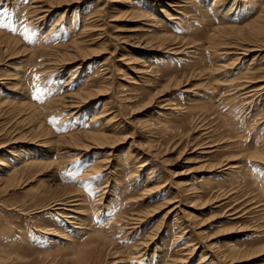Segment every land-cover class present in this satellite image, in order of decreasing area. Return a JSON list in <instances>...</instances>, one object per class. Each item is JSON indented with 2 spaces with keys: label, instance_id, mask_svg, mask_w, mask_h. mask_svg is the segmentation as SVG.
I'll return each instance as SVG.
<instances>
[{
  "label": "rangeland",
  "instance_id": "obj_1",
  "mask_svg": "<svg viewBox=\"0 0 264 264\" xmlns=\"http://www.w3.org/2000/svg\"><path fill=\"white\" fill-rule=\"evenodd\" d=\"M0 2V264H264V0Z\"/></svg>",
  "mask_w": 264,
  "mask_h": 264
},
{
  "label": "bare ground",
  "instance_id": "obj_2",
  "mask_svg": "<svg viewBox=\"0 0 264 264\" xmlns=\"http://www.w3.org/2000/svg\"><path fill=\"white\" fill-rule=\"evenodd\" d=\"M50 4H58V5H61V4H66V3H71L72 2V0H47ZM119 1V0H118ZM214 1H215V3L217 4L218 2H217V0H212V2L214 3ZM116 2V1H115ZM121 2V1H120ZM219 3H220V1H219ZM159 4V3H158ZM163 5V4H162ZM164 5L165 6H168L170 9H172V6H175V5H177V2H175V0H168V2H165L164 3ZM220 5V4H219ZM251 5V4H250ZM54 6V5H53ZM160 6V5H159ZM163 9V8H162ZM161 10V9H160ZM263 11H264V9H263ZM122 14V13H121ZM120 14V15H121ZM116 18V17H115ZM264 18V13L263 14H261V15H259V17H257L256 19H255V21H252V23H251V25L252 24H256V26H254V27H251L252 29H253V32L255 33H259V32H264V24L263 25H260V24H258V22H260L259 21V19H263ZM113 19V18H112ZM118 19V18H117ZM248 25V24H247ZM218 30V29H217ZM237 30H239L238 28H237ZM234 33V32H233ZM249 37H250V34H249ZM256 37V36H255ZM258 37V36H257ZM253 39V38H252ZM7 40V41H6ZM5 41H1L0 40V48H1V46L3 45V47H5V51L6 50H11V49H13V48H11L10 47V45H12V44H10L11 43V41H9L8 39H6ZM14 41V40H13ZM257 42V41H256ZM77 43V42H76ZM257 43H259V42H257ZM256 43V44H257ZM261 44V43H260ZM260 44H258V45H260ZM75 46V45H74ZM73 47V46H72ZM77 47V46H76ZM75 47V48H76ZM74 49V48H73ZM76 49H78L79 51H81L82 49L78 46V48H76ZM84 49V48H83ZM75 51V50H74ZM8 52V51H7ZM11 52V51H10ZM12 52H14V51H12ZM11 52V53H12ZM83 52V51H82ZM13 54V53H12ZM72 54V53H71ZM84 55L86 56V53H85V51H84ZM77 56V55H76ZM10 57H11V54H10ZM82 58H83V54H82ZM84 59V58H83ZM19 65H17V67H18ZM14 67V66H13ZM135 67V66H134ZM15 68V67H14ZM20 68V67H19ZM140 69V68H139ZM14 70V69H13ZM17 70V69H16ZM16 73V72H15ZM12 74V73H11ZM18 74V73H17ZM15 75V74H14ZM13 75V76H14ZM19 75V74H18ZM17 75V76H18ZM10 76V75H9ZM13 76H11V77H13ZM16 76V75H15ZM19 77V76H18ZM6 78V77H5ZM4 78V79H5ZM10 78V77H9ZM11 79H14V78H11ZM16 79V78H15ZM19 81V79H16V81ZM6 81V80H5ZM100 90V89H99ZM84 102V101H83ZM94 134V133H93ZM92 135V134H91ZM97 137V136H96ZM96 140V139H95ZM43 141V140H42ZM33 142V141H32ZM47 143V142H46ZM40 145V144H39ZM45 145V144H44ZM16 155V154H15ZM261 155V154H260ZM13 156H14V154H13ZM16 157V156H15ZM36 157H38V156H36ZM40 157V156H39ZM24 158V157H23ZM30 157H26V160L27 159H29ZM25 159V158H24ZM31 160H29L28 161V163H26V164H28L29 165V167H30V165L32 164L33 165V163H36L35 162V160H36V158H35V156L33 155V156H31V158H30ZM25 161V160H24ZM37 161V160H36ZM41 161H42V159H41ZM23 162V161H22ZM27 162V161H26ZM38 163V162H37ZM41 163V162H40ZM23 164H25V162L23 163ZM44 164V163H43ZM5 165V164H4ZM8 165H10V164H8ZM37 165V164H36ZM40 165H42V164H40ZM15 167V166H14ZM23 167H24V165H23ZM33 167V166H32ZM7 168H9V170L10 169H12V167H7ZM27 169H28V167H26ZM31 168V167H30ZM101 168V167H100ZM24 169V168H23ZM99 169V168H98ZM18 170V169H17ZM16 170V171H17ZM20 171V170H19ZM10 172V171H9ZM15 172V171H14ZM21 172V171H20ZM19 172V173H20ZM18 173V172H17ZM16 173V174H17ZM17 176V175H16ZM5 178V177H4ZM9 178V177H8ZM10 180V179H9ZM0 182H1V180H0ZM10 182V181H9ZM10 184V183H9ZM72 196H74V195H72ZM75 197V196H74ZM55 201V200H54ZM76 202V204L75 205H77V206H80V205H83L82 203H81V199L80 200H78V199H76L75 200ZM62 203V202H61ZM81 203V204H80ZM58 204V203H57ZM65 205V204H64ZM67 205H69V204H67ZM74 206V205H73ZM84 206V205H83ZM81 207V206H80ZM80 207H75L74 206V208H69V209H71V212H72V214H73V216H70V218H73L76 222H74V223H76V225H74V228L76 229L77 228V230H79V231H81V230H83V229H86L87 227H89V225H90V223H88V226H86V224H84L83 223V220H85V219H83L82 217H85V215H86V213H83L84 211H79V208ZM63 208V207H62ZM76 208V209H75ZM58 209V208H57ZM60 209V208H59ZM65 209V208H64ZM83 209H84V207H83ZM88 209V208H87ZM68 210V209H67ZM70 211V210H69ZM88 211V210H87ZM70 212V213H71ZM76 214V215H75ZM88 216V215H87ZM87 219V218H86ZM71 222V221H70ZM73 226V225H72ZM85 226H86V228H85ZM88 230H90V229H88ZM87 229H86V231H88ZM79 233V232H78ZM84 234V233H83ZM74 240V239H73ZM70 241V240H69ZM71 242V241H70ZM74 242V241H73ZM72 243V242H71Z\"/></svg>",
  "mask_w": 264,
  "mask_h": 264
},
{
  "label": "snow or ice",
  "instance_id": "obj_3",
  "mask_svg": "<svg viewBox=\"0 0 264 264\" xmlns=\"http://www.w3.org/2000/svg\"><path fill=\"white\" fill-rule=\"evenodd\" d=\"M7 13L5 12L4 8H3V3L0 2V27H3V28H9L11 27L4 19V16H6ZM12 31H16L15 28H12ZM39 90V89H38ZM36 99H40L39 96H36L35 97Z\"/></svg>",
  "mask_w": 264,
  "mask_h": 264
}]
</instances>
